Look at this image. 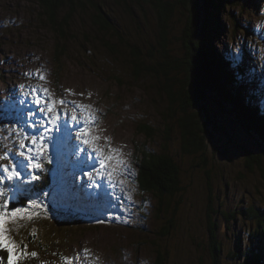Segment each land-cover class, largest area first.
<instances>
[{
  "label": "rangeland",
  "instance_id": "obj_1",
  "mask_svg": "<svg viewBox=\"0 0 264 264\" xmlns=\"http://www.w3.org/2000/svg\"><path fill=\"white\" fill-rule=\"evenodd\" d=\"M176 1L177 8L169 18L172 29H169L166 43L159 37L163 25L158 23L164 14L162 6L159 8L151 2L136 6L133 0L102 2L108 4V14L124 39L114 34L105 36L118 48V51H110L102 50L93 37V27L87 22L88 30L83 28L77 15L68 28L69 32L64 34L55 31L45 16L40 17L37 0H0V151L12 150L18 156L24 151L25 155H30L34 151L32 138L36 136H46L54 150L62 151L68 148L62 141L66 137H76L75 144L70 146L66 155L57 154L64 161V166L67 165V172L62 174L52 162V171L46 169L41 173L40 178L46 182L40 180L34 185L25 184L28 176L21 172L23 183L17 187L24 191L15 197L10 194L15 188L8 183L4 185L10 208L26 206L27 200L45 186L52 188L45 194L51 197L50 200L63 202V193L73 192L70 182L73 184V196L81 202L91 204V195L95 196L94 201L98 198L102 202L94 204L98 217L81 213V209L86 211L89 208H83L77 200L70 206L61 204L59 209H31L38 215L31 220L20 221L22 225L15 223L17 228L23 226V232L17 234L15 261L11 264H59L63 263L62 257L77 264H212L213 260L223 264H243L249 253H256L254 256L259 258L255 264H264V240L259 234L264 231V177L255 172L241 179L237 173L245 168L244 164L236 149L232 150L226 143L224 146L230 151L228 158H208V167L213 170L208 177L203 169L202 156L197 157L182 149L176 127V118L181 115L177 107L175 118L169 119L171 131L166 134L163 123L167 122L165 119L171 112L167 116L165 109L171 106L161 88L163 84H170L172 92L176 93L177 79H183L184 73L167 69L163 76L155 71L165 62V50L174 65L178 61H190V50L186 49L185 43L194 40L190 36L191 25L187 23L186 10L180 0ZM197 7L199 11L192 10L195 14L192 17L190 14L192 24L197 23L199 27L202 19L211 23L217 20L218 31H211L215 36L213 49L225 58H230L226 52H232L244 77L255 82L256 87L251 85L249 91L257 92L258 88L262 95L252 93L253 96L256 99L264 96V54L261 50L264 49V0H197ZM85 35H89L88 38ZM56 40L61 43L68 41L71 52L55 67ZM197 46L195 43L194 52ZM87 51H90L89 56L84 55ZM130 52L140 54V58H129ZM232 73L238 74L235 69ZM27 80L44 96L40 99L41 94L36 96V92L31 91L30 96V91L26 93L28 101L34 103L31 110L36 108L41 116L44 115L41 126L31 131L10 127L11 117H16L23 125L21 113L27 101L20 108L13 104L16 95L25 92ZM64 94L74 99V103L57 104L59 126L55 127L57 121L50 123L40 107L46 97L58 102L63 100ZM37 98L39 105L35 102ZM18 99L24 101L23 96ZM85 104L88 105L83 109L76 108ZM211 104L215 105L212 101ZM7 105L11 107L8 113ZM73 115L81 121H88L89 116L95 118L88 133H93L95 142H101L107 151L101 149L100 157L91 158L90 163L97 168L101 178H105L106 168L114 165L120 174L115 187L96 192L87 168L90 143L80 148L82 154L77 146V141L82 140L79 128L85 124L74 123ZM240 129L243 130L242 127ZM245 130L254 134L251 127ZM234 133L228 127L224 137ZM18 136L20 141H17ZM215 137L218 138L214 134ZM21 142L26 149L20 147ZM205 143L207 145L208 140ZM252 149L256 151V146L253 145ZM73 151L79 156H72ZM142 151L166 152L178 165L183 190L177 205L176 225L170 232L164 227L163 230L169 232L164 237L159 235L160 227L165 223L162 214L159 217L156 213L159 203L150 192L135 184L137 179L140 180V176L135 174L139 159L144 160ZM32 163L26 160V165ZM25 170L33 173L31 167L27 166ZM212 192L214 207L221 204L219 211H224L225 216L233 211L243 214L228 224L229 229L222 214H211L212 218L208 220L207 200ZM100 204L102 207L98 209ZM161 205L165 209L169 202ZM172 205L174 203L170 208ZM71 215L79 216L81 223L89 221L101 226L84 229L81 232L84 239L76 242L68 230ZM54 216L61 220L55 221ZM213 220L217 244L209 240L208 230L213 229ZM43 222L47 227L41 224ZM9 228L10 221L6 225V229ZM6 234L14 241L11 233ZM38 235L41 238H37ZM210 243L218 247V257L214 259L210 255ZM31 252L37 256L31 257ZM246 263L252 264L249 259Z\"/></svg>",
  "mask_w": 264,
  "mask_h": 264
},
{
  "label": "trees",
  "instance_id": "obj_2",
  "mask_svg": "<svg viewBox=\"0 0 264 264\" xmlns=\"http://www.w3.org/2000/svg\"><path fill=\"white\" fill-rule=\"evenodd\" d=\"M104 1L106 0H37L39 7L37 10L40 12L39 15L41 18L42 16H45L49 20L55 31H60L64 34L69 32L68 28L73 18L76 15L79 16L82 20L81 26L83 28L88 30L87 22H89V26L93 27V33L95 34L93 37L95 41L100 43L102 50L108 49L111 51H118V48L113 42L105 39V36H111L114 34L119 36L121 40H124L118 32L117 24L108 14V4L102 3ZM114 1L117 3L126 2V0ZM133 1L136 2V6H142V2L148 4L152 0ZM222 2L223 1L220 2L221 5ZM151 3L159 8L162 6L164 10L163 17L159 19L158 23L160 22L159 24H161L162 22L163 24L159 32V37H161V40L166 43L168 41L166 36H168L169 29H172V25L170 24L169 26V18L174 13V9L177 8L178 1L174 0L168 2L167 0H158ZM180 3L186 10L187 19L189 18L187 23L191 25L190 36H193L192 39L194 40H191L189 44L188 41L185 43L186 49L190 50V61H178L175 62V65L172 61V57L169 56L164 49V44H162L163 50H165L163 55L166 58L165 62L161 64L160 68L155 72L157 74L160 72L163 76L166 75L167 69H174L178 72L182 71L184 73L183 79H177L176 83H178V89L176 90V93L172 92L170 84H163L161 88V90L167 94V101L171 106L170 108L165 109V114L167 116L171 112L168 118L165 119L167 122L163 123L164 128L166 127V134H169L171 131L169 119L175 118L177 113L174 111L177 107L178 113H181V115L176 118V127L181 136L182 149L188 153L192 152V155L197 157L202 156L201 162L203 164L204 172L208 177L213 171L211 167H208V158H228L230 151L224 146L225 143L242 152L240 158L245 168L237 173L241 179L247 174L252 176L255 172H258L260 176L264 177V99H256L253 96L252 93L258 92L247 91V87L251 85L254 86L255 82L253 80L246 81L244 72L237 66V61H234L233 54L229 60H227L224 56H221L216 52L215 48L213 49L212 41L215 36H213L212 33L210 35V33L207 34L203 31V33H205L203 38L195 39L194 35L203 34L201 30L198 29L197 23L192 24L190 20V14L191 17L192 14H194L192 10L195 12L199 11L197 0H190V2L189 0H180ZM219 9L220 8L218 7V10ZM204 24L208 32L212 31V29L218 31L217 25L216 27L213 26L208 29L210 22L204 21ZM98 33L104 37V40L99 38ZM88 36L89 35H85V38H88ZM186 37H189V35H186ZM195 43L198 45L196 47V52H194ZM70 52L71 47L69 46L68 41L61 43L56 40V56H54L53 59V66L56 67V65H60L61 62L64 61V57L67 58V55L70 54ZM84 55L89 56L90 51L85 52ZM139 55L140 54L130 52L129 58H140ZM192 58L195 59L199 69L196 68L194 63L192 65ZM147 69L149 70V68ZM234 69L238 74L232 73V70ZM202 81V89L199 87H193L194 83L202 84ZM256 89L259 90L258 88ZM201 100L205 101V104H203L204 106L200 105L199 102ZM210 100H212L219 109L227 112V120L234 130L236 127L240 126L246 134L241 138L235 135L221 137L222 134H224V136L226 135L227 130L223 125L219 126L212 120L207 107ZM260 104H263V106L261 107ZM203 107L206 110L205 120H203V117L201 116V109ZM250 127L253 129L254 134L246 132L245 129H249ZM146 130L152 132L149 129ZM214 134L217 135L218 138H214ZM164 139H169V137H165ZM205 140H208L207 145ZM253 145L256 146V151L252 149ZM142 156L144 160L142 161L139 159L138 161L139 181H141L139 187L144 191L150 192V194L155 196L157 203H159L156 213L159 217L160 214H162L161 218L165 220V223L160 227L161 232L159 235L164 237L165 235H168L176 225L177 205L180 203V192L183 190L180 185L178 165L166 152L153 153L142 151ZM49 184L51 183L49 182ZM49 189L52 188L45 186L42 189V193L37 192L34 201L38 203V208L50 210L56 206V204H52V200L45 195ZM177 195L178 197L176 198ZM213 198L214 196L212 192L207 200V212H209L208 220H211V214H222L225 219L226 228L229 229L230 227L228 224L232 222L234 218L240 215L242 216L243 214L233 211L225 216L224 211H219V208L222 206L221 204L214 207ZM162 202H169V205L163 209L161 205ZM172 203H174V205L170 208V204ZM54 220L59 221V217H54ZM212 222L213 229L208 230L209 240L217 244V233L215 231L216 227L214 220ZM41 224L46 227L44 222ZM164 227H166L169 232L164 231ZM78 231L79 228L74 230L72 234H75ZM259 234L264 240V231ZM201 247L203 248L202 244ZM210 247V255L212 259L218 257V247L214 244L211 245V243ZM255 254L256 253H249L243 264H247V259H249L252 264H255L259 259L254 256ZM212 264H223V262L219 263L216 260H213Z\"/></svg>",
  "mask_w": 264,
  "mask_h": 264
},
{
  "label": "snow or ice",
  "instance_id": "obj_3",
  "mask_svg": "<svg viewBox=\"0 0 264 264\" xmlns=\"http://www.w3.org/2000/svg\"><path fill=\"white\" fill-rule=\"evenodd\" d=\"M43 79L44 77H40ZM45 92H47V89H44ZM70 91V90H69ZM36 103L39 105L40 100L37 99ZM65 101H55L51 99V97H46L44 105L40 107V111L44 112L46 116L49 118V122L51 123L52 120H56L57 123L54 125L55 127L59 126L58 120H59V111L57 108V104H64ZM74 103V102H73ZM85 106L77 105L76 108L83 109ZM53 113L55 115L53 116ZM34 115V114H33ZM72 120L76 124H85V127L79 129V134H81L82 143L88 144L91 142L89 138H84L85 136H90V133H88V127H90L95 122V118L92 116H89L88 121H81L76 115L72 116ZM66 125V122H65ZM32 142L36 143V137L32 138ZM20 147L22 149H26V145L21 142ZM28 152H31V149L27 150ZM21 156H25V159L28 160L30 163L33 159L32 155H25L24 151H21L19 153ZM107 159H112V157H107ZM8 160V164H0V172H3V175H0V185H3L5 180H19L21 176V172L17 169L19 167H26L25 165H17L11 161L10 156L5 153H0V161ZM101 164H103V161H100ZM31 166L33 168H39V164L32 163ZM12 191L16 193H22L24 189L21 187H17L15 189H12ZM39 207L38 203L32 199L27 200V205L23 207H15L12 206L9 208V201L7 199V193L5 191V188L0 186V248H4L8 251L10 254V261L15 259V249L17 245L14 241L10 240L7 237V231L6 225L9 223V221L16 222V221H23V220H31L34 216L38 215V213H34L31 211L33 208ZM21 255H24L23 251H21ZM31 257H36L37 253L31 252L29 254ZM65 264H71L68 258H63Z\"/></svg>",
  "mask_w": 264,
  "mask_h": 264
},
{
  "label": "water",
  "instance_id": "obj_4",
  "mask_svg": "<svg viewBox=\"0 0 264 264\" xmlns=\"http://www.w3.org/2000/svg\"><path fill=\"white\" fill-rule=\"evenodd\" d=\"M200 3H201V2H200ZM199 22H200V26L198 27V29H200L202 33H203V31L206 32V30H205V28H204V27H206V26H205V24H204V22H203V19L200 20ZM208 27H209V26H208ZM206 29H207V28H206ZM204 35H205V33H203V34H198V35H194V37H195V39H200V38H203ZM193 63L196 65V68L199 69V67H198V65H197V63H196V61H195L194 58H192V65H193ZM193 87H194V88L199 87L200 89H202V88H203V81H202V84H200V83H194V84H193ZM211 101H212V100L209 101L207 107H208V109H209V113L211 114V118H212V120H213L217 125H219V126H220V125H223V127L227 130L228 127H231L230 124H229V122H228V120H227V117H226L227 112H226L225 110H221V109H219V108L217 107V105L212 101V102L215 104V105L213 106V105L211 104ZM199 103H200V105H203V104H205V101H204V100H201ZM203 106H204V105H203ZM201 116L203 117V120L206 119V110L204 109V107L201 109ZM231 128H232V127H231ZM232 129H233V128H232ZM233 130H234V129H233ZM239 130H240V132H241L242 135L239 133ZM234 132H235L234 135L237 136V137H240V138H241L243 135L246 134V133L244 132V130L240 129L239 126L235 128ZM229 133H232V130H229ZM221 137H224V134H222ZM230 146H231V145H230ZM231 149H232V150H233V149H236V154H238L239 156L242 155V152L239 151L237 148L231 146ZM232 150H231V153H233ZM232 156H233V155H232ZM232 156H231V157H232ZM218 159L220 160L219 157H218ZM230 159H231V158H230Z\"/></svg>",
  "mask_w": 264,
  "mask_h": 264
},
{
  "label": "bare ground",
  "instance_id": "obj_5",
  "mask_svg": "<svg viewBox=\"0 0 264 264\" xmlns=\"http://www.w3.org/2000/svg\"><path fill=\"white\" fill-rule=\"evenodd\" d=\"M52 26V25H51ZM63 101H65V103L69 104V103H73L74 99H71L70 97L66 99H63ZM244 127V126H243ZM258 137V136H257ZM62 143L66 146V147H70L72 146L74 143V139L70 136V137H66ZM56 152H60L59 150H55ZM76 167V166H75ZM39 183V182H38ZM51 198V197H50ZM50 219V218H49ZM60 230V229H59Z\"/></svg>",
  "mask_w": 264,
  "mask_h": 264
}]
</instances>
